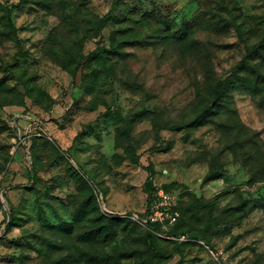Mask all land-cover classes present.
Here are the masks:
<instances>
[{"label": "rangeland", "instance_id": "374dc122", "mask_svg": "<svg viewBox=\"0 0 264 264\" xmlns=\"http://www.w3.org/2000/svg\"><path fill=\"white\" fill-rule=\"evenodd\" d=\"M3 188L0 264H264V0H0Z\"/></svg>", "mask_w": 264, "mask_h": 264}, {"label": "built area", "instance_id": "2783aa9c", "mask_svg": "<svg viewBox=\"0 0 264 264\" xmlns=\"http://www.w3.org/2000/svg\"><path fill=\"white\" fill-rule=\"evenodd\" d=\"M38 125V122H34ZM36 128V127H34ZM21 144V143H20ZM24 147H29L28 143L22 142ZM7 189H0V239L4 238L8 231V224L10 221V213L7 210L5 203ZM177 198L170 192H166L161 186L154 187L146 205L145 213L137 215L134 213L124 214L123 216L129 218L131 221L138 223L140 226L152 228L159 227L164 238L173 241H188L189 238L185 235L174 236L171 233V227L179 218V211L177 209ZM159 235V234H158Z\"/></svg>", "mask_w": 264, "mask_h": 264}, {"label": "trees", "instance_id": "16d2710c", "mask_svg": "<svg viewBox=\"0 0 264 264\" xmlns=\"http://www.w3.org/2000/svg\"><path fill=\"white\" fill-rule=\"evenodd\" d=\"M251 50V49H249ZM248 50V51H249ZM252 52L249 51V55L251 54ZM221 82H217L213 87H212V90H211V93H210V97H209V100L204 103L202 105V107L200 108V112L201 114L205 113L206 115H208L212 110H216V109H219L221 107L220 103H217L221 98H220V92L222 91L221 90ZM200 121L199 120H194L192 121L191 123H189L190 126H198L200 125ZM162 187V186H161ZM166 192H168L164 187H162ZM154 189V188H153ZM153 191V190H152ZM152 191L150 192V194L152 193ZM149 194V195H150ZM203 205H200V207H202ZM177 209L180 213L179 215V218L177 219V221L175 222V224L171 227V233L174 235V236H178V235H185L189 238L188 241H183V242H179V241H173V240H163L162 238H159L155 233H153L151 231L150 228H147V232H148V236H150L151 238L153 239H158V240H163V241H166L167 243H170L171 245L173 246H183V245H186V244H191V243H194L196 242V240L194 239V237H190L189 235H187V233L183 230V220H182V217H181V212L179 210V207L177 206ZM12 221H13V217H12V214H11V211H10V221H9V224H8V228H7V231L9 232L10 228H11V225H12ZM112 225L113 224V221L112 220H109V224L108 225ZM152 229H158L157 226H155L154 228ZM98 230L97 229H94L93 231L91 232H87V233H84L82 235L83 238H86V239H96L98 237Z\"/></svg>", "mask_w": 264, "mask_h": 264}]
</instances>
